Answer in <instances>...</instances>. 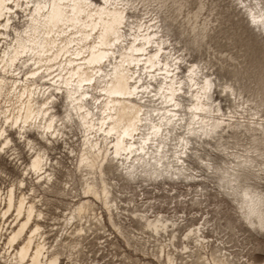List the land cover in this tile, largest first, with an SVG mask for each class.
I'll return each instance as SVG.
<instances>
[{
  "label": "bare ground",
  "instance_id": "bare-ground-1",
  "mask_svg": "<svg viewBox=\"0 0 264 264\" xmlns=\"http://www.w3.org/2000/svg\"><path fill=\"white\" fill-rule=\"evenodd\" d=\"M101 1L0 0V156L30 153L0 190V264H264V0H230L262 47L236 85L173 43L176 0L167 31ZM205 7L179 29L192 46Z\"/></svg>",
  "mask_w": 264,
  "mask_h": 264
},
{
  "label": "rangeland",
  "instance_id": "rangeland-1",
  "mask_svg": "<svg viewBox=\"0 0 264 264\" xmlns=\"http://www.w3.org/2000/svg\"><path fill=\"white\" fill-rule=\"evenodd\" d=\"M102 2L101 0H95ZM138 2L131 9V14L139 15L140 17L146 16L149 10H155L159 12L162 20V24L167 31V26L171 23V19L168 17V13L161 9L167 4H173L174 0H137ZM177 3L172 5V10L176 16L179 24L172 27L169 32L173 43L177 48H184L189 51L188 59L191 61H202L210 68V73H214V78H217V84L235 83L231 71L239 70L242 73L251 74L256 72V68L250 63L247 58L249 52H246L248 45H253V53L256 56L261 54L262 47L256 44L257 39H260L259 32L254 30L252 26L248 25L246 17L238 15V9L236 10L235 4L230 0H176ZM206 5L204 10L201 12L199 18V24L202 26L203 22L209 23L210 29L204 34L201 46H192L190 44V37L185 35H179V29L181 25L185 29L189 27L186 22L188 18L197 11L199 2ZM138 3L140 4L138 6ZM212 10V12H210ZM216 19V22L211 20ZM181 23V24H180ZM264 37V35H263ZM221 59V60H220ZM222 60H226L223 63ZM224 65L228 69L222 72L220 66ZM185 70V67H184ZM187 72V71H186ZM236 85V83H235ZM214 90V89H213ZM220 89H215L214 98H218L222 103V107L227 108L233 106V101L230 97H226L220 93ZM61 102V101H60ZM57 111L62 113V107L57 103ZM13 138L17 139L18 136L11 133ZM33 138H38L35 133L30 134ZM76 138H74V141ZM19 142V141H18ZM17 146L21 152L20 160H14L13 157L0 156V167L5 172L0 174V190H4L8 187L11 181L20 178L24 171V166L30 161V153L28 149H25L23 144L18 143ZM42 143V142H41ZM55 151L50 152L51 158H62L65 165L72 167V157L68 154V151L60 145ZM30 178V177H29ZM34 180V179H33ZM31 180L28 179V185ZM181 192H186L185 187L180 188ZM42 192V191H41ZM156 196L158 194L155 192ZM154 196V194H153ZM48 198L52 201V205L48 206L56 215H60L62 211H65V204L71 202L70 198L59 197L57 198L53 194H48ZM58 207V208H57ZM165 209H167L165 207ZM53 221H49L48 224H53ZM50 229V228H49ZM255 235V233H252ZM257 239L261 240V246L263 251L256 252L260 258L264 257V238L255 235ZM101 254H97L100 257ZM135 258H141L143 261H147L142 255L134 254ZM108 260V259H107Z\"/></svg>",
  "mask_w": 264,
  "mask_h": 264
}]
</instances>
